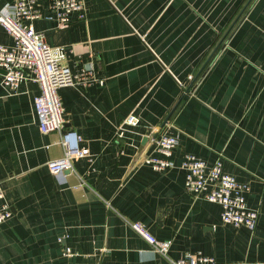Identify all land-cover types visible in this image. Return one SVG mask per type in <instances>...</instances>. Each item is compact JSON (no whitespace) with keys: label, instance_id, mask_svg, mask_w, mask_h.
I'll return each instance as SVG.
<instances>
[{"label":"crops","instance_id":"0c3cea01","mask_svg":"<svg viewBox=\"0 0 264 264\" xmlns=\"http://www.w3.org/2000/svg\"><path fill=\"white\" fill-rule=\"evenodd\" d=\"M82 1L84 21L33 23L66 49L63 67L93 68L104 81L59 90L62 131H40L38 84L13 90L0 72V185L13 211L0 224V264H175L186 252L264 264V0ZM14 2L0 0V14ZM49 2H40L45 16ZM12 44L0 25V45ZM131 115L139 123L123 127ZM70 133L93 162L76 160L60 183L49 163ZM165 135L179 145L175 168L159 172L144 160ZM187 155L220 159L250 186L255 232L224 225L217 204L187 191ZM135 223L171 241L169 253L155 252Z\"/></svg>","mask_w":264,"mask_h":264},{"label":"built area","instance_id":"2783aa9c","mask_svg":"<svg viewBox=\"0 0 264 264\" xmlns=\"http://www.w3.org/2000/svg\"><path fill=\"white\" fill-rule=\"evenodd\" d=\"M41 0H15L0 14V25L13 38L11 46L0 45V70L3 82L16 90L26 81L38 84L40 94L35 98V111L40 131L44 134L62 131L65 127V109L59 90L65 87H89L103 85L93 68L75 73L62 66L67 58L65 48L51 47L43 33L34 28L33 23L40 19L55 22L60 28H67L75 16L86 20V7L82 0H50L49 14L45 16L40 8ZM188 91L187 93H189ZM135 115L129 116L124 126H136ZM122 130V128H121ZM76 134H66L62 140L63 157L49 163L51 173L60 183H65L73 170L76 160L87 159L93 162L88 148L80 147ZM179 145L175 136H162L155 141V155L148 156L144 163L155 171L175 168L172 160ZM186 172V189L198 198H203L221 208V221L234 228H247L255 232L259 213L249 206L247 195L251 188L224 172L223 161L218 159L210 165L194 155H187L180 165ZM13 216L11 206L5 201V192L0 185V224ZM132 228L162 255L170 251L171 241H160L140 223ZM69 253V250H68ZM175 264H216L214 259L201 253L186 252Z\"/></svg>","mask_w":264,"mask_h":264},{"label":"water","instance_id":"95a60500","mask_svg":"<svg viewBox=\"0 0 264 264\" xmlns=\"http://www.w3.org/2000/svg\"><path fill=\"white\" fill-rule=\"evenodd\" d=\"M0 72H1V73H4V72L1 71V70H0ZM192 86H193V83H191L190 88H192ZM190 88L188 89V91L190 90ZM183 98H184V97H183ZM183 98H182V99H183ZM179 103H180V102H179ZM179 103L176 105V107L174 108V110L171 112L170 116L175 112V110L177 109ZM170 116L166 119V121L164 122V124H163V126H162L161 128H163V127L168 123V121H169V119H170ZM157 136H158V134L155 136V139L157 138Z\"/></svg>","mask_w":264,"mask_h":264}]
</instances>
